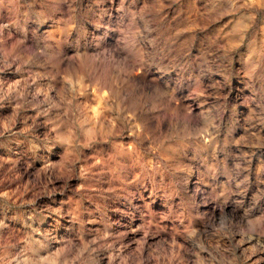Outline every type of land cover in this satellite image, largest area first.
I'll list each match as a JSON object with an SVG mask.
<instances>
[{
    "label": "rangeland",
    "instance_id": "374dc122",
    "mask_svg": "<svg viewBox=\"0 0 264 264\" xmlns=\"http://www.w3.org/2000/svg\"><path fill=\"white\" fill-rule=\"evenodd\" d=\"M0 264H264V0H0Z\"/></svg>",
    "mask_w": 264,
    "mask_h": 264
}]
</instances>
